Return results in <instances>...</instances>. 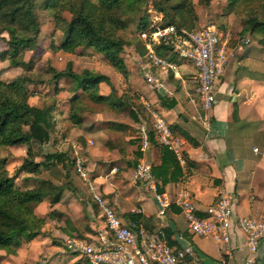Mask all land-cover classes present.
Returning a JSON list of instances; mask_svg holds the SVG:
<instances>
[{"label": "crops", "instance_id": "crops-1", "mask_svg": "<svg viewBox=\"0 0 264 264\" xmlns=\"http://www.w3.org/2000/svg\"><path fill=\"white\" fill-rule=\"evenodd\" d=\"M249 43L248 39H244L235 53H230L229 49L228 64L218 85L217 103L210 111H204L195 97L197 73L191 65L180 62L178 73L154 69L153 74L164 85V88L156 89L146 83L142 72L138 77L137 69L128 64V89L139 95L138 105L144 107L142 98L151 103L185 143L187 168L176 183L164 186L157 180V192H154L134 179V170L139 161H146L152 168L162 164L161 146L155 142L143 152L137 139L138 124L148 119L145 108L135 110L140 120L138 122L126 112L119 113L109 108L88 113L81 129L71 130L74 135L82 136L87 141L84 159L92 173V180L98 192L115 206L122 222L128 225L130 222L125 215L142 210L141 216L147 228L163 229L165 235L168 231L174 247L192 245L200 264H246L249 258L254 260L253 264H264V239L259 244L257 254L250 256L246 237L237 226L240 218L264 222V52L252 48ZM125 62L128 63V60ZM108 77L118 90L115 73ZM63 83L68 84L62 81L61 85ZM100 93L108 97L107 101L111 103L122 97L123 91L115 97L110 96V87L102 83ZM68 114L69 106L65 110V121ZM85 189L86 193L83 191L82 195L87 200L83 204V217L90 228L83 230L90 238L104 228V219L87 187ZM181 190L190 194L199 215L203 217L221 195L233 198V226L229 231V243H218L212 238L190 234L181 209L176 204ZM157 195L164 196L169 202L162 219L158 216L161 207ZM68 201L71 209L77 208L74 199L65 194L60 208H55L59 214H54L47 221V231L53 229L52 234L47 233V251L55 247L51 236L63 237L64 240L80 231L68 219V228L64 227V222L58 223V216L66 212V204L69 206ZM55 224L58 226L51 229ZM35 239L23 242L17 255L12 257L13 263L24 264L26 251L30 247H33L28 250L31 256L37 254L39 249L36 244L40 240Z\"/></svg>", "mask_w": 264, "mask_h": 264}, {"label": "trees", "instance_id": "trees-1", "mask_svg": "<svg viewBox=\"0 0 264 264\" xmlns=\"http://www.w3.org/2000/svg\"><path fill=\"white\" fill-rule=\"evenodd\" d=\"M228 3V14L238 13L242 6L248 7L242 34L250 32L260 37L255 39L264 50V0H228ZM150 4L163 14L161 27L173 26L180 33L195 30L198 16L192 0H40L39 3L37 0H0L1 34L9 35V51L1 57L7 55L11 65L18 68L23 65L22 53L36 49L39 30L36 9L40 7L53 13L56 29L64 35L59 45H52L54 52L74 55L80 49L95 50L128 82L130 70L122 57L127 43L121 34L132 24H136L140 33L147 30L150 24L147 6ZM66 13L70 15L69 19L64 16ZM157 52L167 56L170 48L157 47ZM141 54L145 55L144 48ZM50 72V83L66 81L72 87L68 114L72 128L83 126L85 115L94 113L96 110L92 107L96 105H104L119 113L126 112L134 121H140L126 94L111 103L107 101L108 97L101 95L102 83L110 87V96L117 94L108 76L89 69L78 73L74 70L73 61H69L64 70L52 68ZM30 82L26 77L14 82L0 79V149L26 146L28 156L19 171L27 174L37 175L43 169L49 171L59 166L69 172L75 159L66 153L47 154L43 162L35 161L32 144L48 143L55 125L51 107L43 109L29 104L30 94L26 85ZM151 140L156 142L153 135ZM160 148L162 164L153 168L156 179L164 186L180 181L183 170L175 154L167 148ZM68 189V185H57L47 179L40 181L34 189L21 190L16 187L15 177L9 175L4 162L0 161V252L15 256L24 240L31 241L41 236L46 220L35 214V207L45 199H49L51 205L59 204ZM52 215L54 213L48 217L52 218ZM125 217L136 226L147 227L141 215L130 213ZM166 232L173 246L170 233ZM1 261L0 254V264Z\"/></svg>", "mask_w": 264, "mask_h": 264}, {"label": "built area", "instance_id": "built-area-1", "mask_svg": "<svg viewBox=\"0 0 264 264\" xmlns=\"http://www.w3.org/2000/svg\"><path fill=\"white\" fill-rule=\"evenodd\" d=\"M156 15V14H155ZM145 49L143 78L152 88L162 89L163 83L153 74L154 69L178 73L179 62L191 65L197 73L195 97L204 111H210L217 103L218 85L224 76L229 59L230 36L214 25L192 32H178L175 27H161V18L154 16L148 28L141 35ZM167 46L170 53L161 56L157 47ZM141 102L148 119L138 124L137 139L144 152L152 144L151 137L161 147L173 152L184 171L187 160L184 141L171 129L165 117L144 98ZM93 145V142H90ZM75 172L91 194L92 201L99 208L104 219V228L94 237L68 236L64 239V250L80 256L87 264H200L195 249L188 244L182 247L170 245L163 229L151 230L144 225H128L120 219L115 206L98 192L80 150L74 147ZM134 179L157 192V179L152 166L139 161L134 170ZM160 204L159 218H164L169 202L157 195ZM233 198L221 195L218 201L200 216L192 197L185 190L178 193L176 204L181 209L190 234L196 237L212 238L218 243H229V231L233 226ZM142 210L134 214L141 215ZM239 230L246 237L250 256L258 252L264 239V222L240 218ZM249 258L246 264H253Z\"/></svg>", "mask_w": 264, "mask_h": 264}, {"label": "rangeland", "instance_id": "rangeland-1", "mask_svg": "<svg viewBox=\"0 0 264 264\" xmlns=\"http://www.w3.org/2000/svg\"><path fill=\"white\" fill-rule=\"evenodd\" d=\"M37 2L39 3L40 0H37ZM192 2L198 16L195 30L211 25L216 26L223 33L230 36V53H235L238 47L242 45L244 39L250 41L249 44L253 46L252 48H257L264 52L262 46L258 44L255 39L260 37L253 36L250 32L242 34L244 20L249 14L247 6H242L238 10V13L228 14V0H192ZM147 13L150 22L154 19V16H159L162 23L163 14L155 10L151 4L147 6ZM36 16L39 25L37 47L35 50L27 49L22 53L20 59L22 60L23 65L18 68L11 65L7 55L4 58L1 57V54L9 51L7 43L9 35L7 33L1 34L2 26L0 25V79L6 82H14L19 81L23 77L28 78L31 81L26 85L30 94L29 104L37 108H52V118L55 127L54 132L51 135V140L43 145L37 143L32 144V150L36 162H43L47 154L51 153H66L74 158L75 146L80 149V153L84 158L86 155L84 148L87 147L85 146L87 141H85L82 136L74 135V133H72L71 130L76 128L71 127V124L68 121V115L66 118L67 122L63 119L66 107L69 106V100L72 97V87L70 84L65 83L62 85L50 83V78L52 77L50 69L54 68L58 71L64 70L67 63L73 61L74 70L78 73L85 69L93 70L94 72L108 76L115 73L117 76V78H115V84H117L118 87L117 93L121 94L123 91L122 96L126 94V96L129 97V102L132 104L131 106L134 111L140 110L141 108V106L138 105V102L140 101L139 95H137V93H132V91L128 89L129 82H126L124 77L106 61L104 56L95 50L80 49L74 55L54 52L52 45H59L64 40V35L62 31L56 29L55 19L52 12L37 7ZM64 16L68 19L70 18L68 13ZM140 32L141 30H138L136 24H132L121 34L127 43L125 53L122 57L124 61L128 60V63L125 62L127 66L130 65L133 69H137L138 77H141V72L143 73L142 67L145 63L144 56L141 54L143 42L141 37L142 33ZM255 51L256 50H252V52ZM243 69L244 67H242V70ZM57 87L61 88V90H58ZM107 89L109 88L107 87ZM92 108L96 111L107 109L104 105H96ZM141 109H144V107ZM81 139L84 140V143L81 142ZM27 156L28 148L26 146L0 149V161L4 162L9 175L15 177L16 187L21 190L34 189L38 186L40 181L47 179L52 180L57 185L69 186L70 189L64 191L63 197L65 194H68L70 199H74L77 208L71 209L70 202L68 201L69 206L66 204V212H62V215L58 216V223L64 222V227L68 228L70 227L69 222H67L68 219L80 230L72 235L87 238L86 233L83 230L86 227L90 228V225L83 217V204L87 199L82 195L83 191L86 193V187L76 174L75 168L70 166L68 172V170L62 169V167L59 166L49 171L43 169L37 175L27 174L19 171L20 166ZM87 168L89 167L87 166ZM89 174L92 175L90 171ZM55 208H60V203L51 205L49 199H45L43 203L35 207V214L38 217L45 218L46 225L42 231L43 233L41 237L35 239L40 240V242L36 244L39 249L37 254L31 256L32 253H29L28 250L30 251L33 247L28 248L26 251L27 256L24 257V264H53L54 262L55 264H86L82 257L73 255L64 250L63 237L51 236L52 245L55 247L53 250L47 251V233L50 232L47 231V221L52 219L48 217L49 215L53 213L59 214ZM54 226L58 225H53L51 229L54 228ZM50 233H53V229ZM0 254L2 256L1 264H15V261L14 263L12 261L14 260V258L12 259L13 255H7L4 251H1Z\"/></svg>", "mask_w": 264, "mask_h": 264}]
</instances>
